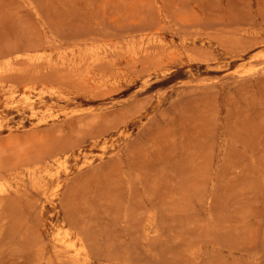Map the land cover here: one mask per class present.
I'll use <instances>...</instances> for the list:
<instances>
[{"label": "rangeland", "instance_id": "obj_1", "mask_svg": "<svg viewBox=\"0 0 264 264\" xmlns=\"http://www.w3.org/2000/svg\"><path fill=\"white\" fill-rule=\"evenodd\" d=\"M0 264H264V0H0Z\"/></svg>", "mask_w": 264, "mask_h": 264}]
</instances>
